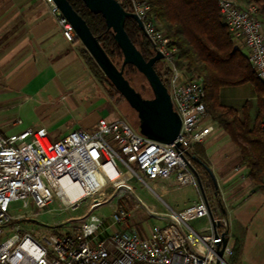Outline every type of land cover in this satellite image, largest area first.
<instances>
[{"label": "built area", "instance_id": "built-area-1", "mask_svg": "<svg viewBox=\"0 0 264 264\" xmlns=\"http://www.w3.org/2000/svg\"><path fill=\"white\" fill-rule=\"evenodd\" d=\"M44 1L64 37L77 40L73 26L53 0ZM215 1L230 36L247 48L246 58L264 84V21L256 5ZM126 2L141 20L153 53H162L160 60L169 71L166 87L180 117L179 132L172 142H162L141 134L120 117H99L92 129L74 128L58 139H52L43 126L8 133L0 128V264H215L217 258L219 264H227L232 254L227 244L230 215L225 205L223 214L214 217L217 235L210 219L204 229L188 224L191 219L208 216L209 202L202 196L183 209L170 208L166 223L154 224L145 233L127 224L126 199L133 191L132 179L146 183L144 177L172 176L177 185L193 184L198 189L187 150L205 140L211 119L203 103L202 81L185 78L176 64V47L155 25L148 1ZM260 126L264 130V116ZM66 186L85 191L68 200ZM102 187L127 195H118L108 218L90 213L74 223L71 232L37 237L20 225L21 212H9L14 200H21L24 208L31 204L48 209L54 200L74 208ZM134 206L141 204L137 201ZM224 239L218 257L216 248Z\"/></svg>", "mask_w": 264, "mask_h": 264}, {"label": "crops", "instance_id": "crops-1", "mask_svg": "<svg viewBox=\"0 0 264 264\" xmlns=\"http://www.w3.org/2000/svg\"><path fill=\"white\" fill-rule=\"evenodd\" d=\"M231 39L233 47L246 55L247 48L240 41ZM80 48L84 47L78 39L70 41L64 37L46 1L0 0V94L19 99L9 105L32 101L35 97L59 95L69 98V104L76 107L82 104L76 100L78 93L93 87L91 98L99 105L93 107L86 103L85 108L91 107L87 112L91 116H82L70 128L50 131L47 124L38 125L45 127L52 139H58L74 128L91 129L99 117H107L113 111L108 100L98 93L95 79L79 54ZM197 78L202 81L201 77ZM239 87L247 91L246 98L251 101L249 114L254 118L256 90L250 82ZM17 119L10 123L0 122L1 130L3 124L8 123L17 130L4 131L6 133L30 126ZM210 122V133L202 143L204 154L213 163L212 174L216 179L213 187L218 186L221 194H226L225 206L230 215L227 244L234 250L227 262L264 264V186L258 187L251 182L240 162L237 147L215 122ZM171 181H174L171 176L159 178L154 185L164 191L174 189L176 185L166 186ZM210 209L213 217H219L225 210L219 200L217 209ZM208 224L209 220L198 229H204Z\"/></svg>", "mask_w": 264, "mask_h": 264}, {"label": "trees", "instance_id": "trees-1", "mask_svg": "<svg viewBox=\"0 0 264 264\" xmlns=\"http://www.w3.org/2000/svg\"><path fill=\"white\" fill-rule=\"evenodd\" d=\"M80 14L93 35H95L110 59L119 66L122 53L113 38V32L106 27L100 13L90 11L82 0H68ZM121 6L130 11L126 0H118ZM150 5V15L157 28L163 30L170 39V44L176 47V64L184 65L185 72L201 77L205 82L216 70L224 76L217 81L219 88L233 89L245 82H250L256 90L255 114H249L251 101L248 98L237 100L229 94L224 98L207 102L205 95L203 103L212 122L221 128L239 151L240 162L246 176L258 187L264 186V130L260 126L264 116V84L257 76L246 55L233 47L229 31L222 20L215 0H147ZM253 2L257 7L258 16L264 18V0H244ZM124 28L142 56L147 59L153 54V47L135 20L126 17ZM87 69L100 84L108 86L110 96L122 95L115 89L108 78L99 69L93 58L84 48L79 49ZM180 67V68H181ZM156 69V68H155ZM128 70H137L132 64L123 66V74L127 77ZM161 81L167 86L168 69L156 70ZM139 72V71H138ZM229 74L235 76L228 77ZM208 81V80H207ZM131 83V82H130ZM204 86V85H203ZM243 89V88H242ZM139 91V90H138ZM140 92V91H139ZM141 93V92H140ZM142 94V93H141ZM142 96H144L142 94ZM145 97V96H144ZM228 97V96H227ZM124 99V98H123ZM241 102L238 107L236 103ZM240 114V116L238 115ZM204 147L194 144L187 154L192 163L203 164L201 155ZM234 250L232 249V254Z\"/></svg>", "mask_w": 264, "mask_h": 264}, {"label": "rangeland", "instance_id": "rangeland-1", "mask_svg": "<svg viewBox=\"0 0 264 264\" xmlns=\"http://www.w3.org/2000/svg\"><path fill=\"white\" fill-rule=\"evenodd\" d=\"M156 25L158 26V24ZM155 68L158 71H163L165 67L162 61L159 60L155 63ZM180 69L183 71L185 78H197L195 74L185 72L184 65ZM224 76L226 77V75L216 70L212 73V76H208V81L203 82L205 100L207 102H213L216 100V97H219L220 100L224 98L227 101L230 97L229 94H232V97L242 102L248 96L246 89L237 86L233 89L219 88L217 81L221 80ZM234 76L235 74L228 75V77L232 78ZM127 77L134 88L139 90L145 97L152 96L151 89L145 77L140 72L137 70H128ZM95 82L98 93L108 100L113 110L105 118L110 119L109 117L111 116L112 118H123L137 130V114L135 110L129 106L123 97L117 94L110 96L106 84H100L96 80ZM92 89L93 87L78 93L76 100L82 101V104L76 107L69 104V98L65 96L59 97V95H47L42 98L35 97L32 101L27 100L28 102L23 101L19 104L9 105L12 101L19 99L13 97L8 98V96L0 94V122L10 123L20 118L23 124L32 127L47 124L50 131L52 129L73 127L82 116L86 114L91 116V113H87L91 107L85 108L86 103L92 104L93 107L99 105L98 103L94 104L96 101L95 98H91ZM241 102L236 103V105L239 107ZM9 123L6 125L3 124V131L17 130L16 126L14 127ZM200 145L204 147V143ZM201 157L204 164L212 172L213 163H211L205 154L201 155ZM192 166L199 176L209 206L213 209L216 207L217 209V200L221 202L222 206L226 205V194H221L218 186L216 188L213 187L211 177L203 165L192 163ZM171 178L173 177L171 176ZM144 179L146 183L141 182L137 178L130 180L129 183L133 191L131 194H128V198L126 199V205L129 209L127 224L136 226L142 233H145L154 224L163 226L170 214V207L177 210L184 205L193 204L201 196L200 191H198L199 189L193 184L177 185L175 181H171V183H166V186L172 188L176 185L175 188L164 191L154 185V181L159 178L148 179L144 177ZM121 194L127 195L125 191H120L119 189L115 190L102 187V189H98L91 197L89 196L81 200L79 205L74 208L71 206L63 207L58 200H54L48 205V209L43 210L31 204L24 208L21 200H14L10 203L9 212L11 214L21 212L23 217L20 219V225L24 230L37 237L42 233L71 232L74 223L86 218L90 213H95L104 219L108 218L114 210L118 195ZM137 201L140 202V207L134 206ZM160 215L164 218L161 219ZM208 220V216H203L189 220L188 224L198 229L201 225L208 223ZM227 264L231 263L227 262Z\"/></svg>", "mask_w": 264, "mask_h": 264}, {"label": "water", "instance_id": "water-1", "mask_svg": "<svg viewBox=\"0 0 264 264\" xmlns=\"http://www.w3.org/2000/svg\"><path fill=\"white\" fill-rule=\"evenodd\" d=\"M86 7L93 13H100L104 18L106 27L113 32V38L122 53V61L119 66L110 59L97 37L93 35L84 18L77 13L68 0H53L61 13L71 23L73 29L86 51L93 58L99 69L112 83L115 89L122 95L129 106L137 114V130L152 139L162 142H172L180 128V117L173 109L166 85L161 81L155 69V63L162 58V53L155 50L154 53L145 59L135 44L129 38L125 28L124 20L131 17L137 26L143 30L142 22L137 15L124 9L118 0H82ZM126 63L132 64L146 79L151 92V97H144L134 88L123 74V66ZM209 173L213 185L215 178L206 164H202ZM204 200L206 196L201 185L199 176L195 168L190 165ZM208 216L212 224L215 235L216 221L208 206ZM226 239L221 245H217L216 253L218 257L222 255ZM215 264H219L217 258Z\"/></svg>", "mask_w": 264, "mask_h": 264}, {"label": "bare ground", "instance_id": "bare-ground-1", "mask_svg": "<svg viewBox=\"0 0 264 264\" xmlns=\"http://www.w3.org/2000/svg\"><path fill=\"white\" fill-rule=\"evenodd\" d=\"M64 185H66V184H64ZM84 191H85V189L82 188V187H67V193H68L67 199L68 200H73L77 196L82 194Z\"/></svg>", "mask_w": 264, "mask_h": 264}]
</instances>
